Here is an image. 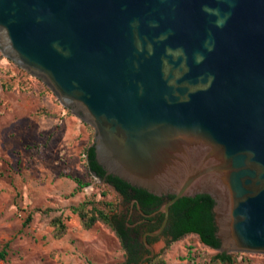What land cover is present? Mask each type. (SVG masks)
Wrapping results in <instances>:
<instances>
[{
  "label": "water",
  "instance_id": "obj_1",
  "mask_svg": "<svg viewBox=\"0 0 264 264\" xmlns=\"http://www.w3.org/2000/svg\"><path fill=\"white\" fill-rule=\"evenodd\" d=\"M0 52L93 128L106 175L172 196L149 235L208 195L218 252L264 254V0H0Z\"/></svg>",
  "mask_w": 264,
  "mask_h": 264
},
{
  "label": "rangeland",
  "instance_id": "obj_2",
  "mask_svg": "<svg viewBox=\"0 0 264 264\" xmlns=\"http://www.w3.org/2000/svg\"><path fill=\"white\" fill-rule=\"evenodd\" d=\"M93 141L90 125L0 52V251L6 252L0 264L124 263L113 231L102 223L86 230L70 210L89 198L101 200L102 191L115 211L123 210L118 194L87 170L84 154ZM72 178L89 186L76 191ZM60 215L67 231L55 239L50 222ZM161 246L154 245L155 251ZM216 253L187 236L165 247L161 259L165 264H217L211 263ZM229 254L234 264H264V254Z\"/></svg>",
  "mask_w": 264,
  "mask_h": 264
},
{
  "label": "trees",
  "instance_id": "obj_3",
  "mask_svg": "<svg viewBox=\"0 0 264 264\" xmlns=\"http://www.w3.org/2000/svg\"><path fill=\"white\" fill-rule=\"evenodd\" d=\"M84 155L87 170L92 177L102 181L104 186H112L121 196L128 195V190H132V192L135 193L134 197L138 198L141 202L147 198H149V200L158 198L145 190L131 187L117 177L112 175L105 176L104 170L95 161L94 151L91 145L86 148ZM72 180L76 184V191L89 186V184H84L77 178H72ZM100 196L102 199L99 201H95L94 197L92 199L89 198L80 205L71 207L70 210L79 217L81 226L86 230L91 229L97 223H102L104 226L108 227L115 233L123 250H125V236L121 232V229H118L117 225L114 223L113 215L115 213V205L113 202L106 199V192L102 191ZM171 198L172 196H170V199ZM213 206L214 201L208 195L184 197L171 205L170 211L174 213L172 218L173 230L170 231L173 237L172 243L181 241L187 236H193L198 239L202 246L217 250L220 244L215 235L216 227L213 220ZM30 219L31 218L28 217L23 225L26 226ZM50 224L53 227V238L59 239L64 236L67 231V226L61 215L54 217ZM5 256L6 252L5 249H3L0 251V260H4ZM131 260L132 259H125L123 264H130ZM211 263L234 264V259L229 253L218 252L211 258ZM147 264L165 263L160 256L152 262H147Z\"/></svg>",
  "mask_w": 264,
  "mask_h": 264
},
{
  "label": "flooded vegetation",
  "instance_id": "obj_4",
  "mask_svg": "<svg viewBox=\"0 0 264 264\" xmlns=\"http://www.w3.org/2000/svg\"><path fill=\"white\" fill-rule=\"evenodd\" d=\"M134 195L132 190H128L126 196L118 193L123 210L121 212L116 210L113 218L117 228L121 229L125 236V259H132L130 264H147L160 257L165 247L172 243L173 237L170 231L173 230L174 213L170 211V206L163 231L157 236L149 235L156 232L165 220V214L160 210L170 200V195H163L154 200L147 198L142 201L143 203ZM159 243H162V246L156 252L154 245Z\"/></svg>",
  "mask_w": 264,
  "mask_h": 264
},
{
  "label": "crops",
  "instance_id": "obj_5",
  "mask_svg": "<svg viewBox=\"0 0 264 264\" xmlns=\"http://www.w3.org/2000/svg\"><path fill=\"white\" fill-rule=\"evenodd\" d=\"M68 123V122H67ZM67 129V128H66ZM159 244H161L162 245V243H159ZM158 245V244H157ZM124 260H125V254H124Z\"/></svg>",
  "mask_w": 264,
  "mask_h": 264
}]
</instances>
